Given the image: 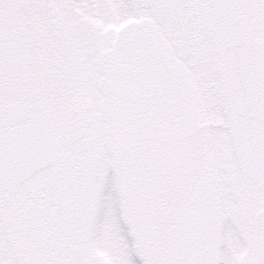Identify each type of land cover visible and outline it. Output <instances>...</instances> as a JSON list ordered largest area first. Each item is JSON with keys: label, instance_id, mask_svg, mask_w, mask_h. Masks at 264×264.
I'll return each mask as SVG.
<instances>
[{"label": "snow or ice", "instance_id": "6c2138e0", "mask_svg": "<svg viewBox=\"0 0 264 264\" xmlns=\"http://www.w3.org/2000/svg\"><path fill=\"white\" fill-rule=\"evenodd\" d=\"M0 264H264V0H0Z\"/></svg>", "mask_w": 264, "mask_h": 264}]
</instances>
